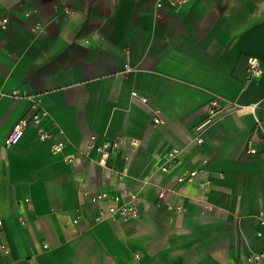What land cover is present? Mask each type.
Instances as JSON below:
<instances>
[{"label":"crops","instance_id":"obj_1","mask_svg":"<svg viewBox=\"0 0 264 264\" xmlns=\"http://www.w3.org/2000/svg\"><path fill=\"white\" fill-rule=\"evenodd\" d=\"M157 2L0 0V264H264V0ZM250 56L262 73L247 81ZM213 99L225 111L197 143ZM36 111L60 152L31 121L5 146ZM92 134L119 142L104 170ZM113 201L138 215H109Z\"/></svg>","mask_w":264,"mask_h":264},{"label":"built area","instance_id":"obj_2","mask_svg":"<svg viewBox=\"0 0 264 264\" xmlns=\"http://www.w3.org/2000/svg\"><path fill=\"white\" fill-rule=\"evenodd\" d=\"M171 5L180 7L182 6L187 0H167ZM161 2L158 0L157 6H160ZM2 22H5L6 19H2ZM35 30L34 28H32ZM262 73V69L259 65L258 59L254 56H250L248 58V75H247V81H252L253 79L259 77ZM131 100L134 101L140 108L143 110L151 113L152 121L154 124L160 123L162 121L160 116V111L157 108H153L148 101V98L145 95L139 94L137 91L133 90L130 94ZM252 109L253 105L249 106H242V105H235L234 109L238 111H246L247 109ZM225 111V107L222 103H220L217 99L211 100L207 106H206V115L199 121V123L196 124V135H195V141L197 143H201L203 141V131L211 124L213 123L219 116H221ZM28 121H31L34 125L38 126V140L39 141H45L47 139H51L52 143L50 144V149L53 153L60 152L65 144V141L59 138H55V135L51 132L46 131L45 129L41 128L39 126L40 123V113L39 112H32L30 113V116L27 118H22L14 123L11 131L6 136L4 144L5 146H10L14 143H16L20 137L23 134L25 125ZM257 124H264V119H260ZM118 140H104L101 142L96 141V135L92 134L90 136V141L88 144L89 149L95 150L96 153H98V163L100 164L101 170H104L107 168V160L109 159L111 152L114 148L118 145ZM247 151L250 153H255L257 149L254 146H249L247 148ZM181 153V149L178 147H172L167 152V160L165 163H163L160 167L162 172H168L175 166L177 159ZM76 159V154H69L67 157L68 161H73ZM204 169L201 168H192V169H186L182 171L177 177L176 181L179 184L183 183H189L194 181L197 176L200 173H203ZM210 179H205L201 182L202 185L209 184ZM165 193V190H161L159 192V196L162 197ZM92 198L94 200H102V199H109L110 194L106 191L100 192V193H94L92 195ZM132 199H137L136 196H131ZM135 201V200H134ZM128 202V203H122L117 204L116 202H110L107 205V213L109 215H117L121 218H129L134 217L138 215V206L135 202ZM178 210H181V207H177ZM259 217V226L262 228L264 227V211H260L258 214ZM1 224V220H0ZM262 231H258V235H261ZM0 249L4 252H6V248L4 245L0 244ZM135 256L138 257V254H135ZM259 255H254V258H258Z\"/></svg>","mask_w":264,"mask_h":264}]
</instances>
